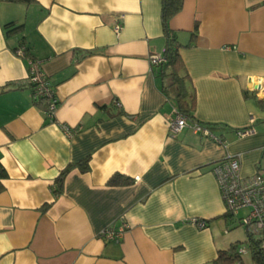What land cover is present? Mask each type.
Listing matches in <instances>:
<instances>
[{
	"label": "crops",
	"instance_id": "obj_1",
	"mask_svg": "<svg viewBox=\"0 0 264 264\" xmlns=\"http://www.w3.org/2000/svg\"><path fill=\"white\" fill-rule=\"evenodd\" d=\"M12 21L54 90L53 121L14 53L19 34L4 33ZM168 26L194 119L224 145L190 125L168 133L175 90L150 62L165 47L160 0H0V264H213L248 246L212 168L236 154L242 176L264 171V0H183ZM114 174L130 182L108 184ZM123 223L118 241L100 237ZM242 259L254 264L249 249Z\"/></svg>",
	"mask_w": 264,
	"mask_h": 264
},
{
	"label": "built area",
	"instance_id": "obj_2",
	"mask_svg": "<svg viewBox=\"0 0 264 264\" xmlns=\"http://www.w3.org/2000/svg\"><path fill=\"white\" fill-rule=\"evenodd\" d=\"M120 29L121 24L116 23L114 31L117 33ZM14 53L27 60L26 82L31 88L32 98L34 100H38L41 97L46 98L47 104L44 112L47 118L53 121L58 100L53 88L49 84L41 61L26 55L23 46H19ZM163 61L162 54L150 55V62L152 64H159ZM262 87L264 86H259L257 90L262 89ZM114 104L120 105L117 100H114ZM175 113L174 118L168 120V133L170 136H174L183 127L190 125L194 132H201L204 135L211 136L216 142L225 144V140L215 137L206 126L195 122L190 123L178 111ZM63 127L66 133L69 132L66 126ZM252 131V128L241 129L237 131V135L245 136ZM238 156L236 154L225 155L213 165L212 173L224 203V212L230 215H238L241 209H247L245 214L239 215L238 221L248 236L260 237L259 249L262 256H264V171L258 170L250 176H242ZM197 223L200 227L204 225L202 221H198ZM126 228L127 225L125 223L118 227L107 226L99 235L105 240L118 241ZM237 252L239 254L247 253L248 246L240 244L237 247Z\"/></svg>",
	"mask_w": 264,
	"mask_h": 264
},
{
	"label": "trees",
	"instance_id": "obj_3",
	"mask_svg": "<svg viewBox=\"0 0 264 264\" xmlns=\"http://www.w3.org/2000/svg\"><path fill=\"white\" fill-rule=\"evenodd\" d=\"M183 0H160V20L162 24L163 34L165 37V47L162 53L164 61L156 64V75L160 78L164 91H168L174 88L175 95L174 99L176 102L177 111L184 116L188 122L199 123L194 119L193 111L195 105V99L193 93H189L185 87L186 74L182 73L183 63L179 53V44L171 30L169 29L168 23L172 16H174L182 8ZM197 26H195L196 29ZM23 25L17 24L15 21L8 22L3 25L4 33L7 36L18 35L19 44L14 47V51L19 47L23 46L25 54L33 57L29 51V48L25 44V36L21 34ZM191 38L195 36V32L191 34ZM34 58V57H33ZM47 100L46 98H39L36 100V104L44 108ZM208 129H215L214 126H207ZM74 166H78L81 171H87L88 159L69 164L64 168L55 179L53 186V194L57 196L62 191V184L65 174ZM6 173L0 164V179L5 177ZM130 179L124 177L121 174H114L109 180L108 184L118 185L129 183ZM47 205L43 208L46 209ZM203 222V221H202ZM204 223V222H203ZM205 224V223H204ZM246 232V231H245ZM247 234V233H246ZM248 249L251 252V258L254 264H264V256H262L259 249L260 237L248 236ZM241 243H232L227 248L217 251V255L213 260V264H244L242 254L237 252V247Z\"/></svg>",
	"mask_w": 264,
	"mask_h": 264
},
{
	"label": "rangeland",
	"instance_id": "obj_4",
	"mask_svg": "<svg viewBox=\"0 0 264 264\" xmlns=\"http://www.w3.org/2000/svg\"><path fill=\"white\" fill-rule=\"evenodd\" d=\"M247 212V209H241L238 215H243ZM243 227V226H242Z\"/></svg>",
	"mask_w": 264,
	"mask_h": 264
}]
</instances>
